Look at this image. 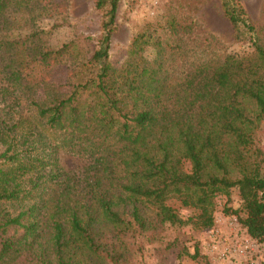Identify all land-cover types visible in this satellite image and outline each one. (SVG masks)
<instances>
[{
    "label": "trees",
    "instance_id": "trees-1",
    "mask_svg": "<svg viewBox=\"0 0 264 264\" xmlns=\"http://www.w3.org/2000/svg\"><path fill=\"white\" fill-rule=\"evenodd\" d=\"M120 1L93 0L98 37L65 93L44 72L74 54L72 43L51 49L32 30L0 38V264H117L119 254L106 250L112 239L209 229L215 199L231 189L239 207L223 214L264 241V155L254 146L264 121V26L238 0H220L233 39L247 35L246 54L169 77L162 58L145 60L152 35L140 33L115 68L108 51ZM48 3L0 0V17ZM167 28L190 26L170 19ZM61 152L88 164L63 171ZM176 257L209 264L197 242Z\"/></svg>",
    "mask_w": 264,
    "mask_h": 264
},
{
    "label": "rangeland",
    "instance_id": "rangeland-1",
    "mask_svg": "<svg viewBox=\"0 0 264 264\" xmlns=\"http://www.w3.org/2000/svg\"><path fill=\"white\" fill-rule=\"evenodd\" d=\"M238 1L253 24L264 26V0ZM48 2L38 9L7 11L0 17V38H22L32 30L43 32L42 42L51 49L72 43L74 54L44 72L47 82L65 93L79 70L78 64L91 55L101 14L94 10L93 0ZM219 4L220 0H121L109 41L108 62L115 68L123 65L129 41L140 33L152 35L143 52L145 60L151 63L162 58L169 77L180 76L186 68L216 61L226 54H246L251 50L247 35L240 41L233 39L231 26L222 16ZM170 19L190 26L189 31L172 34L167 28ZM167 45H179L180 52L171 55ZM1 76L0 70V80ZM254 146L264 155V121L255 132ZM58 164L63 171L77 173L88 163L61 152ZM224 207L232 210L239 207L235 189L229 191L228 198L215 199L213 226L209 229L197 232L165 226L157 233L126 234L112 239L106 250L113 249L119 254L117 264H196L176 255L182 246L191 253L192 244L197 242L209 264H264V241L250 239L234 216L223 214ZM174 240L176 243L168 246ZM22 262L20 258L15 260L18 264ZM91 264L113 263L103 259Z\"/></svg>",
    "mask_w": 264,
    "mask_h": 264
}]
</instances>
